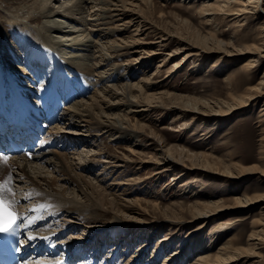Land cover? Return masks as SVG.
<instances>
[{
  "label": "rangeland",
  "instance_id": "1",
  "mask_svg": "<svg viewBox=\"0 0 264 264\" xmlns=\"http://www.w3.org/2000/svg\"><path fill=\"white\" fill-rule=\"evenodd\" d=\"M34 1L0 0V54L9 53L6 46L11 42L21 45L19 49L23 54L31 43L34 47L35 33L30 32L28 26L16 28L10 22L12 15L18 13V16H23L22 14L31 13L30 11L34 10L32 9L35 5ZM262 5L264 7V0ZM51 6L53 7V4ZM200 6L199 0H156V4L141 11V8L136 6L135 10L141 13V21H143L139 30L134 25L125 33L119 35L114 33L113 37H110L113 40L135 39L140 48H135L138 49L137 52L133 49L108 63L105 69L109 73L117 72L109 83L121 84L122 81L118 82L117 77L123 78L122 80L134 84L136 88L143 89L141 93L142 97L145 95L143 100H150L154 106L148 113L146 111H143L144 114L127 113L129 108L127 105H121L120 98L106 99L115 106L103 108V120L113 121L115 119L107 117L120 116L125 118L124 125L128 124L130 128L141 131L131 132L130 135L121 137L118 132H108L104 126H99L90 132H84L89 136H81V138H87L86 140L91 144L94 143L93 147L89 144L84 147V144L79 143L75 146L86 153L92 149L89 156L95 151L103 152L104 156L101 160H108L94 164L90 171H81L86 180L99 181L98 185L106 189L104 190L106 194L101 195L103 198L100 199V195L88 190L86 194L78 196L77 201L84 207L87 214L77 216L78 219L74 218L79 224V229L74 231V235L80 238L79 241L89 240L93 236L110 240L107 245L102 246V258H98V264H190L201 256H209L211 261L221 252L220 248L229 237L237 236L244 241L241 243V248L247 247L249 235L253 231L252 224L261 217L264 201L246 208H226L209 219L192 220L191 211H189L193 210L197 204L216 201L232 206L234 198L242 197L243 193H264V180H261L258 174L249 175L234 183L229 181L228 176L214 171L198 172V169H195L183 175L181 167L172 168L169 164L159 163L162 161L161 157L165 155L164 150L168 148H172L171 152L173 151L175 156L181 149L189 150L191 153H207L210 155L208 161H218L219 168L228 165L229 161L226 158L230 159V155L235 156H232L234 161L241 160L246 165L259 163L262 137L259 114L264 104V97L233 115L208 117L206 122L196 119L191 123L189 117H181L179 113L181 111L168 108L171 105L182 107L188 101L192 104L195 99L200 100L204 97H207L205 99L213 98L212 100L216 97L224 98L228 92L225 78L231 74L241 79L246 76L241 66L247 57L239 54L238 51L242 50L241 46H238V51H233L234 56L227 58L224 64L219 62L220 56L215 53L203 62V67L192 70L194 57L186 56L191 51V49H185L187 44L188 48L195 50L193 44L196 46H202V43L215 44L214 37L229 42L231 33L237 29V23L233 21L208 22L206 16L202 15ZM249 20L252 25L240 32L243 34L244 44L247 45L254 42L249 36L256 37L260 30L259 26L262 24V20L258 21L254 18ZM124 21L109 23L106 27L113 28ZM147 22L163 29L172 37L161 40L150 29H144L143 24ZM29 24L32 25L31 30L38 28L35 22ZM26 33L31 34L32 39L27 40L29 42H24L21 38V35ZM164 43H167L166 46H160ZM38 46L43 47L41 43ZM234 49H237V46L230 48V50ZM56 51L59 54H56V57L60 58L63 50ZM140 56L145 58L142 65L136 64L134 71H130L131 78L125 79L124 77H128L129 73L124 63ZM183 56H186L185 61H187L181 67H175L177 69H174L173 75L170 74L169 70L179 63ZM10 62L9 64L14 67L15 61L11 59ZM113 64L122 65V69L117 70L119 66ZM57 70L53 69L48 74L47 81L49 80L53 86L59 85L65 89L67 85L76 84L77 75L69 78L67 74L70 70L68 73L64 70L55 72ZM122 74L123 77L120 76ZM263 74L264 61L260 63L258 69L254 70L253 80L246 84L242 83L241 86L244 89L258 83ZM147 79L151 84L145 81ZM52 80L55 82L53 83ZM100 86L96 85L97 88ZM138 93L140 92L134 91L133 94ZM160 93H163V98H150L151 95ZM57 147L55 145L49 150H56ZM63 150L65 152L66 147ZM69 150L72 151V149ZM133 151L135 154L132 153ZM225 155L227 156L224 157ZM204 159H200L199 162L206 165L208 162L205 163ZM145 160L147 161L143 162ZM187 163L190 164V162ZM49 172L50 170L47 171L49 176H55L54 173ZM70 196L72 197V194ZM15 210L20 212L17 208ZM166 218L180 219V221L171 224L165 220ZM222 226L227 228L223 230ZM198 227H200L199 231L192 233V230ZM223 232L225 234L219 239L218 235ZM119 238L127 241L123 244ZM87 249L88 257H93L95 249H92V246ZM177 252L180 254L174 255ZM115 253L121 256L115 258ZM261 254L262 256L258 259L262 258L264 262V250ZM81 255H84L82 258L85 257V254ZM168 256L174 258V261L168 260ZM79 258L81 257L78 256L77 259ZM113 259L114 261H111Z\"/></svg>",
  "mask_w": 264,
  "mask_h": 264
},
{
  "label": "bare ground",
  "instance_id": "2",
  "mask_svg": "<svg viewBox=\"0 0 264 264\" xmlns=\"http://www.w3.org/2000/svg\"><path fill=\"white\" fill-rule=\"evenodd\" d=\"M199 1H201L200 11L202 15L206 16L208 22L213 23L217 20L233 21L237 23V29L231 33L229 42L214 37L215 44L208 45V43H202V46L193 44L195 50H193L194 48H188V44L187 46L185 45V49H191L186 56L194 57L192 70L203 67V62L215 53H218V56H220L219 62L224 64L227 62V58L234 56L233 51H238V46H241L242 50L238 51L239 54L247 57V60L241 66L246 76L242 77V79L241 77L235 78V74L227 76L225 78V84L228 92L224 98L215 96L216 98L212 100L213 98L205 99L207 97H204L205 100L202 98L200 100L195 99L192 104L188 101L182 107L177 105L168 106L171 110L181 111L179 112L182 115L181 117H189L191 123L196 119L206 122L208 117H226L233 115L251 106L252 103L259 102L264 97V74L258 83L244 87V89L241 86L242 83L246 84L253 80L254 76L252 74L254 70L258 69L260 63L264 61L263 0ZM34 2L35 5L33 4L34 6L32 8L34 10L30 11L31 13L22 14L23 16H18L17 13L10 18L11 25L16 26V28L28 26L30 32L35 33V41L33 40L34 47L31 45V42V44L29 43L30 46L26 47L24 54L19 49L21 45L19 46L12 42L11 44L7 43L6 46L9 53L0 54V98L4 99L7 98V95L12 97L13 94H16V96L21 98L25 97L26 99L33 97V100L36 101L35 97L37 98L41 93L46 95L51 88V82L49 80L47 81V79L49 78L48 74L53 69H58L55 72L64 70L67 73L70 70L67 74L68 77H72V70H77L82 78V82L88 85V90L85 93L84 91L75 89L78 99L64 107L60 120L48 131V141L50 139L55 140L56 142L54 143L58 146L57 149L49 150V148L54 147V144L51 143L52 141L48 144L47 141L41 153L32 152L31 157L28 154L12 156L9 157L6 164L0 161V182L6 179L10 173L12 175V181L9 186L12 187L16 194L15 198L20 201L19 205L16 206L20 210L18 214L22 217L29 216L30 218H36L32 224L27 226H25V219L22 218L20 220L21 223L24 222V228H27L26 230L29 229V233L27 232V234L35 237V239H31L33 246L30 247L34 250V255L41 250V246L44 247L42 250L47 252L48 248H46V245L49 244L51 247L50 250L56 251L59 249L63 252L62 256L58 258L50 259V256H48L50 260L56 259L55 261H58L61 258L77 259L79 256L81 258L77 259L79 261L78 264H96L98 258H102V246L107 245L110 240L102 239L100 236H93L89 240L79 241L80 238L74 235V231L79 229L78 221L74 218L78 219L77 216L87 214L84 207L77 201L78 196L80 197V195L86 194L88 190L96 193L98 196L100 195V199L103 198L101 195L106 194L104 192L106 189L98 185L99 181L86 180L81 171H90L94 164L102 161L107 162L108 160H101L104 156L102 154L103 152L95 151L89 156L90 150L92 151V149L86 153L80 151L75 146L79 143L84 144V147L88 144L90 147H93L95 145L94 143L91 144L86 140L87 138H81V136H89L84 132H90L99 126H104L108 132H118L121 137L128 136L131 132L141 131L130 128L128 124L124 125L125 118H121L120 116L107 117L115 119L113 121L102 119L103 108H113L115 106L111 102L106 101V99H110L111 97L120 98L121 105H127V108H129L127 113L140 112L144 114L143 111L148 113L154 106L150 100H143V98L145 99V95L144 97L141 96L143 89L136 88L134 84L122 80L123 78L121 79L119 77L118 79L117 77L118 82L120 80L123 82L121 84H110L111 78L117 72L112 71L109 73L105 68L112 60L118 59V57L131 52L135 48H140L137 44L138 41L135 39L126 40L119 38L113 40L110 37H113L112 35L114 33H118V35L125 33L134 25L139 30L143 21H141V13L135 10L136 6L141 8H139L140 11L149 9L150 6L156 4V0H35ZM134 2L138 3L135 4ZM52 4L53 7L51 6ZM126 18L128 19L124 21ZM251 18L258 21L262 20V24L259 26L260 30L256 37L249 36L254 42L247 45L244 44L243 34L240 32H243L248 26L252 25L251 20H249ZM116 21L124 22L116 24L113 28L106 27L107 24H113ZM32 22H35L38 26V28H33V30L35 29L34 31L31 30L32 25L29 24ZM148 24L151 25L148 26ZM143 25L145 30L150 29L161 40H168L170 36L172 37L171 34H168L157 26L155 27L151 22L144 23ZM21 38L24 42L32 39L29 33L21 35ZM178 40L180 41V39ZM39 43L43 47L38 46ZM166 44H160V46H166ZM234 46H237V49L230 50ZM57 49L63 50L62 56H59L60 58L56 57V54H58ZM137 51L138 49H135L134 52ZM145 54L148 53L145 52ZM186 56H183L181 58L182 60L169 70L171 72L170 74L177 69L175 67L179 68L187 61H185ZM11 59L15 61L14 67L9 64ZM144 60L145 58L140 56L124 63L129 73V76L124 78H131L132 73L130 71H134V68L137 67L136 64L142 65ZM113 65L119 66L117 70L122 67L119 64ZM120 76L123 77L124 75L122 74ZM145 81L151 84L148 79ZM96 85L101 86L97 88ZM40 88L42 89L40 90ZM134 91H139L140 93L133 94ZM150 98H163V93L151 95ZM34 108L41 109L38 105ZM260 112L262 137L260 156L258 158L259 163L246 165L241 160L234 161L232 157L234 155H230V159L228 157L226 158L229 161L228 165L219 168L217 166L219 164L218 161H208L210 155L207 153H191L189 150L181 149L178 155L175 156L172 153L173 151L171 152L172 148L164 150L165 155L161 157L160 160L162 161L159 163L169 164L172 168L181 167L184 172L183 175L198 169V172L209 170V172L214 171L220 175L228 176L229 181H233L234 183L252 174H258L259 178L264 180V104ZM82 122L84 123L80 125ZM64 146L67 149L65 152L63 150ZM59 147L60 149L58 150ZM69 149H72L73 152H70ZM159 150L162 151L163 149ZM132 153L135 154V151ZM215 157L217 158V156ZM200 159H204L206 161L205 163H208L206 165L201 164L199 162ZM187 162H190V164ZM46 170H50L55 176H49ZM187 184L189 185L190 183ZM70 191L71 193H69ZM27 193H32V195L26 200L24 196ZM70 194H72V197ZM263 201V192L259 194L243 193L242 197L234 198L232 206L225 205V203L222 204L221 201H216L197 204L193 210L189 211H191L192 220L209 219L226 208H246L263 203ZM40 205H45L46 207L39 211H29V209L38 208ZM165 220L171 224L180 221V219L175 218H166ZM255 221L252 224L253 231L249 235L247 247L241 248V243L244 241L237 236H232L224 242L220 248L221 252L214 259L212 258L213 260L209 261V256H201L190 264H207L211 262L215 264H232L235 262H241L243 264H264L262 258L258 259V257L260 258L262 256L261 253L264 250V206L261 208V217ZM37 227H40V229ZM199 228L192 230V233H197ZM226 228L227 226H222L223 230ZM42 232L44 233L42 234ZM224 234L225 232L220 233L218 238L220 239ZM112 235L111 237H113ZM41 239H46V241L41 244ZM119 239L123 244L127 241L124 238ZM91 246L95 250L93 253L94 256L89 255V258V252L86 248ZM81 254H85V257L82 258L84 255L82 256ZM179 254L180 252H177L174 255ZM37 255L40 254L38 253ZM114 256L117 258L119 255L115 253ZM44 258V256L38 257L34 264H47L50 261H45ZM114 259L111 261H114ZM170 259L172 257L168 258V260ZM99 261L101 262L102 259ZM111 261L109 260V262ZM173 261L174 258L172 259Z\"/></svg>",
  "mask_w": 264,
  "mask_h": 264
},
{
  "label": "snow or ice",
  "instance_id": "3",
  "mask_svg": "<svg viewBox=\"0 0 264 264\" xmlns=\"http://www.w3.org/2000/svg\"><path fill=\"white\" fill-rule=\"evenodd\" d=\"M28 155L31 157V153H28ZM8 160L9 157L7 155L0 154V161L6 164ZM11 181L12 175L9 173L7 178L0 182V233L16 235L21 226L19 221L22 218L26 221L25 226L32 224L36 218L22 217L15 211V208L19 205L20 201L15 198L16 194L12 187L9 186ZM31 195L32 193H27L24 196V199H29ZM45 207V205H40L38 208L29 209V211H39ZM28 239H35V237L29 236ZM17 251H19V249H17ZM57 264H61V262L58 261Z\"/></svg>",
  "mask_w": 264,
  "mask_h": 264
}]
</instances>
